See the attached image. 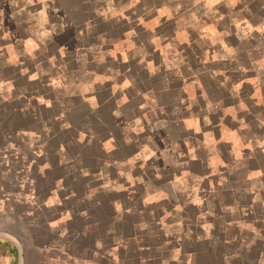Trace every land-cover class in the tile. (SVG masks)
I'll use <instances>...</instances> for the list:
<instances>
[{
	"label": "crops",
	"instance_id": "crops-1",
	"mask_svg": "<svg viewBox=\"0 0 264 264\" xmlns=\"http://www.w3.org/2000/svg\"><path fill=\"white\" fill-rule=\"evenodd\" d=\"M207 6L0 0V264H264V147L239 148L264 138V4L249 68L201 48Z\"/></svg>",
	"mask_w": 264,
	"mask_h": 264
},
{
	"label": "rangeland",
	"instance_id": "rangeland-1",
	"mask_svg": "<svg viewBox=\"0 0 264 264\" xmlns=\"http://www.w3.org/2000/svg\"><path fill=\"white\" fill-rule=\"evenodd\" d=\"M221 0H207V7H209L210 11L205 12L204 14V20L207 21V25L200 27L201 30V40H200V46L201 48L205 47L208 45V42H211V45H218L220 44L222 46V50L225 52L227 51L228 54H224L222 57L217 56L215 59H217V63L223 62V60L226 58H233L234 60H237L242 68H249L248 63H247V54L248 51L252 52L251 46H254V40L250 36H254L255 34H260V21L258 22L257 25L252 26L250 24V19L256 12V9L260 8L261 4H264V0H250L249 4H245L243 0H225L224 3H219ZM244 3V4H243ZM237 12L238 16V21L236 23L237 25V30H238V37L239 41L236 43H230L228 42V37L230 36L229 28H223V25H226V20H228V16L231 15L229 14L230 12ZM229 14V15H228ZM193 16L189 15L185 17V21H189ZM236 22V21H235ZM234 22V23H235ZM222 25V26H221ZM260 38V36H259ZM258 38V39H259ZM224 53L223 51L221 54ZM226 55V56H225ZM254 56V57H253ZM251 57L254 62H256L257 66L260 69V65L264 67V51L258 52L257 55H252ZM223 65V64H222ZM220 67V66H218ZM222 70V69H220ZM251 71V70H250ZM260 71V70H259ZM259 77L260 75L255 76H249L250 83L251 84H258L259 83ZM226 78V79H225ZM224 78V85L222 86L223 90H227V81L229 77ZM242 80V79H241ZM235 81V80H234ZM240 86H241V81L237 82L234 84L233 88H237L240 91ZM251 89V86H250ZM237 94L239 92L234 91ZM223 93V91L218 92V97ZM261 91L260 87L254 90V100L257 99L258 104L256 105L255 109L257 110V115L259 116L258 118L260 119V114L264 117V108L260 107V99H263L261 97ZM246 107H244L243 103L241 105H235V107H230L227 108V112L232 113L233 116H236L241 113L240 117V123L238 124V128L234 126V132L229 130V132L234 133V141L241 142V138L243 136L241 134H255L259 133L260 131V122L257 123V125L253 126L250 120L247 116L246 112ZM254 121H256L255 115L253 116ZM252 127H251V126ZM262 125L264 129V119H262ZM236 131L238 132L239 136L236 135ZM262 135H264V130H262ZM239 137V138H238ZM248 143H245V146L240 145L239 148H244V147H251L254 148L256 146H263L264 147V138H255L254 140H248ZM251 145V146H250ZM262 147V149H263ZM252 148L249 150V155H243L241 152L242 150H238L234 162L236 163H241L245 164L246 163V158L248 162L253 160V161H258V159H254V155H251L252 153ZM264 150V149H263ZM240 153V154H239ZM106 262H56L55 264H105Z\"/></svg>",
	"mask_w": 264,
	"mask_h": 264
},
{
	"label": "water",
	"instance_id": "water-1",
	"mask_svg": "<svg viewBox=\"0 0 264 264\" xmlns=\"http://www.w3.org/2000/svg\"><path fill=\"white\" fill-rule=\"evenodd\" d=\"M20 264H23V262H20Z\"/></svg>",
	"mask_w": 264,
	"mask_h": 264
}]
</instances>
